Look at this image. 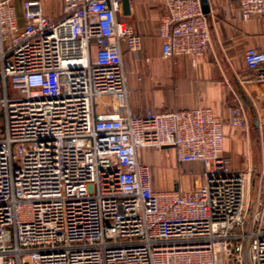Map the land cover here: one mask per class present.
I'll use <instances>...</instances> for the list:
<instances>
[{
    "label": "built area",
    "instance_id": "1",
    "mask_svg": "<svg viewBox=\"0 0 264 264\" xmlns=\"http://www.w3.org/2000/svg\"><path fill=\"white\" fill-rule=\"evenodd\" d=\"M166 2L163 55H203L201 0ZM61 5L50 17L41 0L23 1L21 26L0 0V264H264V170L248 219L252 169L231 166L225 120L211 106L131 110L123 45L136 52L141 36L123 0ZM253 15L264 0H239L237 18ZM244 57L264 79V51ZM226 121L247 127L243 106ZM260 132L264 156V116ZM147 146L199 162L202 182L157 188Z\"/></svg>",
    "mask_w": 264,
    "mask_h": 264
},
{
    "label": "crops",
    "instance_id": "2",
    "mask_svg": "<svg viewBox=\"0 0 264 264\" xmlns=\"http://www.w3.org/2000/svg\"><path fill=\"white\" fill-rule=\"evenodd\" d=\"M10 1L23 26L25 0ZM41 1L47 16L60 15L61 0ZM208 1L211 47L197 57L178 54L167 58L163 55V40L158 28L168 13L166 0H129V10L125 12L123 7L121 18L141 36V47L136 52H130L123 45L129 107L143 112L147 107L168 110L211 106L215 114L225 120L223 146L224 153L231 157V166L240 169V156L244 153V163L251 168L256 163L255 152L260 153L261 149L263 154L260 119L264 116V79L259 69L247 66L244 54L248 47L264 51V15L240 20L237 18L239 0ZM238 104L245 110L247 127H233L226 121L231 107ZM140 157L151 166L157 188L176 187L184 178H191L194 184V180L202 178L201 172L195 173L199 167L202 171L201 164L179 162L172 146L143 147ZM183 163L187 164L188 172L178 170ZM263 167L264 164L259 173Z\"/></svg>",
    "mask_w": 264,
    "mask_h": 264
},
{
    "label": "rangeland",
    "instance_id": "3",
    "mask_svg": "<svg viewBox=\"0 0 264 264\" xmlns=\"http://www.w3.org/2000/svg\"><path fill=\"white\" fill-rule=\"evenodd\" d=\"M8 86L9 83L7 82ZM3 80L2 77L0 75V98L2 97V93H3ZM4 123V113H3V108L0 105V130L2 129ZM254 145H256V143H253ZM240 163H239V167L241 170H247L249 167H246L245 165V161H246V157L245 154H241L240 156ZM254 160L256 161L255 166H252V174H251V178L249 181V186H248V191H247V197H248V203H249V210H248V219H250V217L252 216V214L258 209L259 207V201H260V194L262 191V181H261V175H260V169L263 166V154L261 153V149H260V153H256L254 154ZM260 160V163H259ZM259 163V164H258ZM262 164V166L260 165ZM178 170L181 171V173H185L188 172V167L186 163H183L180 165V167L178 168ZM187 170V171H186ZM195 173L198 174L201 172L200 167L197 169H195ZM259 171V172H258ZM203 178H199L197 181L194 180V184L196 182L200 183L202 182ZM177 183H181V185L183 187H188V186H193L194 184H192V180L190 178V180H188L187 178H184L182 180H180V182Z\"/></svg>",
    "mask_w": 264,
    "mask_h": 264
},
{
    "label": "water",
    "instance_id": "4",
    "mask_svg": "<svg viewBox=\"0 0 264 264\" xmlns=\"http://www.w3.org/2000/svg\"><path fill=\"white\" fill-rule=\"evenodd\" d=\"M201 5L204 13H208L210 11L209 1L208 0H201ZM123 7L125 12L129 10V0H123ZM177 188V186H176Z\"/></svg>",
    "mask_w": 264,
    "mask_h": 264
}]
</instances>
